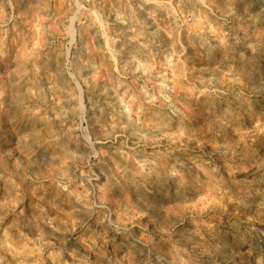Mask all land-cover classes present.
Segmentation results:
<instances>
[{"label": "clouds", "instance_id": "1", "mask_svg": "<svg viewBox=\"0 0 264 264\" xmlns=\"http://www.w3.org/2000/svg\"><path fill=\"white\" fill-rule=\"evenodd\" d=\"M0 264H264V0H0Z\"/></svg>", "mask_w": 264, "mask_h": 264}]
</instances>
